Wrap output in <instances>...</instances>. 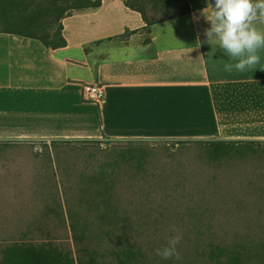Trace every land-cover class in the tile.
I'll use <instances>...</instances> for the list:
<instances>
[{
	"label": "crops",
	"instance_id": "crops-1",
	"mask_svg": "<svg viewBox=\"0 0 264 264\" xmlns=\"http://www.w3.org/2000/svg\"><path fill=\"white\" fill-rule=\"evenodd\" d=\"M128 1L100 0L65 17V44L56 49L0 32V155L14 156L7 161L24 164L34 145L48 151L53 142L264 144V50L254 69L227 72L234 61L204 35L202 10L215 0L188 2L186 12L152 23ZM89 84L103 87L99 103L83 99ZM17 212L0 209V234Z\"/></svg>",
	"mask_w": 264,
	"mask_h": 264
},
{
	"label": "rangeland",
	"instance_id": "rangeland-1",
	"mask_svg": "<svg viewBox=\"0 0 264 264\" xmlns=\"http://www.w3.org/2000/svg\"><path fill=\"white\" fill-rule=\"evenodd\" d=\"M30 1L26 3L28 8L33 5V2L28 3ZM204 1L207 0H133L132 3L147 21H156L186 12L188 2L199 4ZM90 2L69 0L63 3L61 8L64 15H69L91 10L87 8ZM80 5L82 9L77 11L76 8ZM35 7L40 11L39 4ZM21 12L17 8L13 12L5 11L0 4V31L45 34L43 26H31L15 20ZM56 29L53 27L47 42L52 41V36L57 33ZM193 143H111L101 140L79 144H51L48 151L38 144L34 146L39 150L36 149L35 154L27 156L24 164L17 165L7 161V157L13 158V155H0V207L12 211L18 208L16 222L20 225L17 229L22 232L11 234L7 232L10 229H2L0 264H16L19 259L24 264H42L43 256H50V251L62 254L69 250V253L73 252L75 255V244L71 239L67 218L60 213L58 207L57 189L62 191L65 185L68 186L73 201L80 200V195H76L75 191L81 190L84 184V189L93 191L114 188L117 193H122V199L143 198L157 203L171 196L170 200H181L180 207L184 201L187 202V216L184 220L189 222H185L186 226L192 225L198 219L204 220L199 209L189 200V195L195 193L193 185H202L207 178L209 181L205 185H209L210 176L217 171V167L209 163L208 153L203 149L201 142ZM245 156L254 157V162L264 166V159L260 160L261 163L256 160V156L264 158V144L247 142L229 148L221 156L220 163L231 168L232 162L239 161L241 164L240 161H243ZM230 171L229 178L227 171L222 174V178L231 181L232 186L245 180L244 171ZM83 177L87 181L83 182ZM69 180H72V184H69ZM80 180L83 183L79 184ZM21 182L24 186H20ZM174 183L178 185L172 186ZM230 198V195L226 196L225 202ZM27 199L29 202L21 203ZM251 201L252 198L248 202L249 206ZM258 202L253 196L252 203ZM244 216L231 215L215 219L217 222L213 227L212 238H219L223 243L216 252H221L219 256L225 262L228 249L232 247L233 250L239 249L242 264H260L264 262V242L259 241V238H264V213L250 211ZM11 231L13 232V229ZM209 235L208 233V237ZM200 238H207L206 231ZM46 242H51V247H48ZM87 245L91 246L92 243L88 242Z\"/></svg>",
	"mask_w": 264,
	"mask_h": 264
},
{
	"label": "trees",
	"instance_id": "trees-1",
	"mask_svg": "<svg viewBox=\"0 0 264 264\" xmlns=\"http://www.w3.org/2000/svg\"><path fill=\"white\" fill-rule=\"evenodd\" d=\"M27 1L29 0H0V4L5 11L9 12H13L16 8L21 12L23 9V12L19 13L15 20L31 26H43L45 34L0 32L36 39L51 49L64 46L65 41L61 36V21L71 14L64 15L61 6L69 0H31L28 3L33 2V5L29 8L26 4ZM90 1L87 8L96 9L100 6V0ZM132 1H128V6L131 10L137 11ZM37 4L40 5V11L35 7ZM81 9V5L76 8L77 11ZM140 14L146 23L153 22L147 21L144 15ZM53 27L57 28V33L52 36V41L47 42L46 39ZM193 142H201L203 149L208 153L209 163L213 166L216 165L217 171L211 174L209 185H205L209 181L208 178L202 185H193L195 193L189 195V200L196 205L204 220L198 221V219L192 225L190 224L192 231H190V225L186 226L185 223L189 221L184 220L187 216L186 201L180 207L179 202L181 200H170L172 199L171 196L168 199L165 198L166 200L163 202L157 203L146 201L143 198L131 199L129 197L127 199L125 197L122 199V193H117L114 188L93 191L84 189L85 184L81 190L76 189L75 191L76 195H80V200L73 201L69 195L70 190L68 191V186L65 185L62 191L57 189L58 207L60 213L67 218L71 239L75 244V255L73 252L69 253V250L62 254L50 251V256H43L42 264H242L239 258V249L233 250L232 247L227 248L228 255L226 261L223 262L219 256L221 252H216L220 244L223 243L219 238H214L216 241L212 238L213 227L217 222L215 219L222 216L241 217L250 211L264 213V166L254 162V157L249 158L247 156L243 161H240L241 164L239 161L232 162L231 168L220 163L221 156L229 148L244 145L245 142L214 140L184 143L194 144ZM174 143L177 145L183 142ZM52 144L57 143L53 142ZM60 144L78 143L60 142ZM254 154L252 155L254 156ZM261 159L264 158L256 156V160L260 163L264 161H260ZM230 170L244 171L245 180L238 181L237 185L232 186L231 181L225 177L222 178L225 171L228 172L227 177L229 178ZM82 180L83 182L87 181L84 177ZM82 180L79 181V184ZM74 182H78V180H74ZM70 183L72 184V180H69ZM122 184L127 186L126 183ZM177 185L176 183L172 184V186ZM119 190L122 189L119 188ZM228 195L232 198L225 202ZM253 196L259 200L257 204L252 203ZM251 198V206H249L248 202ZM57 212L59 213V210ZM15 222L16 220L11 227L14 234L22 233L17 229L20 224ZM173 228L177 231L174 232ZM204 231H206L207 238L201 239L200 236L203 235ZM208 233L210 234L209 237ZM177 234L181 236V242L177 246L180 258L165 260L157 256L155 250L165 246L169 237ZM190 234L192 235L190 236ZM259 241L264 242V238H259ZM88 242H91L92 245L88 246ZM46 245L51 247L52 244L46 242ZM16 264L24 263L19 259ZM260 264H264V262Z\"/></svg>",
	"mask_w": 264,
	"mask_h": 264
},
{
	"label": "clouds",
	"instance_id": "clouds-1",
	"mask_svg": "<svg viewBox=\"0 0 264 264\" xmlns=\"http://www.w3.org/2000/svg\"><path fill=\"white\" fill-rule=\"evenodd\" d=\"M210 10V16L204 13ZM202 15L210 24L205 29L206 42H215L228 57L225 71L243 73L255 68L260 63V51L264 50V29L257 24H264V0H215L202 10ZM200 41L197 37V46ZM173 231H177L173 228ZM179 234L169 237L165 246L155 250L162 259L180 258L178 245Z\"/></svg>",
	"mask_w": 264,
	"mask_h": 264
},
{
	"label": "built area",
	"instance_id": "built-area-1",
	"mask_svg": "<svg viewBox=\"0 0 264 264\" xmlns=\"http://www.w3.org/2000/svg\"><path fill=\"white\" fill-rule=\"evenodd\" d=\"M104 90L99 84H89L83 87L82 96L85 101L99 103L103 99Z\"/></svg>",
	"mask_w": 264,
	"mask_h": 264
}]
</instances>
